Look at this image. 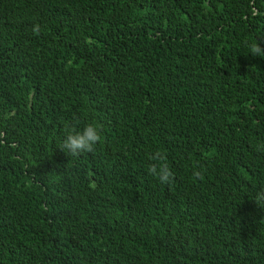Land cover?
I'll use <instances>...</instances> for the list:
<instances>
[{
	"label": "trees",
	"instance_id": "1",
	"mask_svg": "<svg viewBox=\"0 0 264 264\" xmlns=\"http://www.w3.org/2000/svg\"><path fill=\"white\" fill-rule=\"evenodd\" d=\"M253 42L264 0H0V264H264Z\"/></svg>",
	"mask_w": 264,
	"mask_h": 264
},
{
	"label": "clouds",
	"instance_id": "2",
	"mask_svg": "<svg viewBox=\"0 0 264 264\" xmlns=\"http://www.w3.org/2000/svg\"><path fill=\"white\" fill-rule=\"evenodd\" d=\"M41 26L36 24L33 26V32L39 34ZM252 56L264 57V48L260 43L253 42L249 46ZM65 139L61 145V149L77 156L83 152H93L96 145L102 140V127L96 122L86 124L82 129H78L75 125H65ZM149 159L153 161L147 166V173L158 180L161 184L171 185L175 181V173L167 163L166 154L157 151L149 155ZM194 179H203V171L200 168H194ZM257 204H264V190H261L255 197Z\"/></svg>",
	"mask_w": 264,
	"mask_h": 264
}]
</instances>
